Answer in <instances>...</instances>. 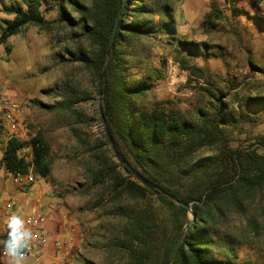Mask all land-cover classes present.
<instances>
[{
	"label": "trees",
	"instance_id": "16d2710c",
	"mask_svg": "<svg viewBox=\"0 0 264 264\" xmlns=\"http://www.w3.org/2000/svg\"><path fill=\"white\" fill-rule=\"evenodd\" d=\"M123 2L56 0V19L52 22L45 18V12L54 7L44 12L41 0H12L3 8L11 19L0 25V45L29 25L51 30V24L56 23L68 30V39L74 46L57 53L54 63L80 68L88 80L68 76L61 79L45 91L52 103L39 102L38 106L63 118L80 144V123L88 120L103 127L99 113L96 118L82 120L78 106L96 98L106 48ZM237 12L233 9V13ZM251 19L264 27L263 15L256 14ZM223 20L226 21L223 12L213 9L205 15L204 22L213 28L215 21ZM177 23L171 0H125L107 79L101 87L102 115L127 164L192 208L194 221L171 264H252L250 256L264 251V219L246 215L249 203L264 191V135L247 147H233V133L242 115L238 113L236 118L226 112V95L221 92L210 94L201 87L210 99L192 112L178 109L167 100H147L154 83L163 78L161 67L150 59V44L160 35L175 40ZM204 46L176 39L174 60L189 73L188 81L203 75L191 61L209 54ZM247 105L264 112V96L248 99ZM72 118L75 121L69 122ZM256 120L248 119L252 123ZM22 144L14 137L5 142L0 165L10 176L29 171L28 164L17 157ZM31 146L32 172L49 177L48 145L36 134ZM101 146L109 147L104 133L96 147L83 144L87 173L83 186L101 193L95 204L110 197L105 204L109 205L106 214L118 224L107 230L106 251L115 262L121 263L118 258L122 259V264H163L189 220L186 209L141 185L119 162L101 160L95 153ZM203 151L210 154H202ZM154 200L160 203L161 213L154 208ZM235 217L243 218L237 231L232 228ZM243 245L251 248L247 259L239 257ZM253 264H264V260Z\"/></svg>",
	"mask_w": 264,
	"mask_h": 264
},
{
	"label": "rangeland",
	"instance_id": "374dc122",
	"mask_svg": "<svg viewBox=\"0 0 264 264\" xmlns=\"http://www.w3.org/2000/svg\"><path fill=\"white\" fill-rule=\"evenodd\" d=\"M12 0H0V25L11 16L3 12V8ZM61 1V0H59ZM177 23L176 39L203 43L205 57H195L191 61L202 70L201 77H192L175 62V40L160 35L150 44V59L161 67L163 78L154 83L147 100H167L173 106L186 112L203 107L210 99L209 93L221 92L226 96V112L242 121L233 133V147H247L264 135V112L247 105V100L264 96V27L257 25L253 15L264 16V0H171ZM56 0H41L42 10L53 6L45 12L49 21L56 19L53 4ZM220 10L226 21H215L210 28L205 22V15L211 10ZM233 9L239 12L233 13ZM51 30H44L29 25L11 37L6 44L0 45V86L9 97L20 106V121L26 124L35 135L38 134L49 147L48 160L50 175L47 178L37 177L27 193L19 192L12 184V176L8 175L0 165V235L6 224L4 204L6 200L20 203L22 199L39 201L48 219H53L54 230L50 233V242H65L66 256L59 258L52 244L51 253L46 248L40 251L30 250L24 264H122L115 262L113 255L106 251L104 243L107 230L118 224L106 214L108 200L105 197L100 204L95 199L101 196L97 190H86V168L83 165L86 156L83 153L85 142L96 147L102 141L103 127L97 122H88L87 117L96 118L97 100H90L78 106L83 113L79 124L80 144L71 135L67 122L52 113L40 108L38 103L51 104L52 98L45 91L52 88L65 77H75L86 81L88 75L80 68L68 67L54 63L57 53L63 52L67 46H74L68 39V30L62 24H51ZM202 87V88H201ZM250 122L248 119H256ZM75 121L73 118L69 122ZM10 138L7 130L0 128V159L6 140ZM255 145V144H254ZM256 146V145H255ZM257 147V146H256ZM95 153L103 161L116 162L110 147L96 148ZM264 151V149H263ZM202 154H210L203 151ZM26 196V197H25ZM95 204V205H94ZM154 208L161 213L160 203L154 200ZM105 206V207H104ZM264 219V191L258 193L248 205L246 215ZM243 218H234L233 230L241 228ZM263 237L260 238L262 240ZM247 245L239 250L241 259L251 254ZM112 255V256H111ZM250 262L264 260V251L260 255L250 256ZM112 260V261H111ZM0 264L8 261L0 258ZM242 264V263H240Z\"/></svg>",
	"mask_w": 264,
	"mask_h": 264
},
{
	"label": "built area",
	"instance_id": "2783aa9c",
	"mask_svg": "<svg viewBox=\"0 0 264 264\" xmlns=\"http://www.w3.org/2000/svg\"><path fill=\"white\" fill-rule=\"evenodd\" d=\"M0 126L7 130L10 137L23 143L16 153L19 159L28 164L29 171L27 174L12 176V184L19 192L27 193L26 191L30 190L38 177L32 172L31 141L35 134L20 121V106L8 96L2 86H0ZM3 216L7 222L2 227L0 235V258L8 261V264H24L30 250L40 251L49 245L50 233L45 228L48 213L42 209L39 201H33L28 197L22 199L20 203L6 200ZM52 244L60 257L64 259L65 242L53 240Z\"/></svg>",
	"mask_w": 264,
	"mask_h": 264
},
{
	"label": "water",
	"instance_id": "95a60500",
	"mask_svg": "<svg viewBox=\"0 0 264 264\" xmlns=\"http://www.w3.org/2000/svg\"><path fill=\"white\" fill-rule=\"evenodd\" d=\"M125 2V0H124ZM124 2L123 5L120 9L119 14L117 15V18L114 22L113 28H112V32H111V36L106 48V60L104 62V65L102 67V72L99 78V81L101 84L98 85V89H97V95H96V100H97V109H98V113H99V117L103 126V130H104V135L107 139V142L109 144V147L111 148L116 161L119 162L121 165H123L131 174L132 176L143 186H145L147 189H149L151 192L155 193L158 196H165L168 199H170L171 201H173L174 203H176L177 205H180L181 207L185 208L189 217V220L186 222V224L184 225L182 231L180 232V234L178 235L176 242L174 244V247L171 251V254L169 255V257L164 261L163 264H171L178 252L179 249V244L180 241L182 239V237L185 235V233L187 232L189 225L194 221V215H193V211L190 205H185L182 202L174 199L172 196H170L168 193H166L164 190H162L159 186H156L152 183H150L149 181H147L144 177H142L136 170H134L130 165L127 164V162L122 158V156L120 155L119 151L116 148L115 143L112 140V137L107 129L105 120L103 118L102 115V109H101V87L102 84H105L106 79H107V74H108V70L110 67V63H111V59H112V54H113V47H114V35H115V30L118 26V23L121 19V14L124 10Z\"/></svg>",
	"mask_w": 264,
	"mask_h": 264
},
{
	"label": "crops",
	"instance_id": "0c3cea01",
	"mask_svg": "<svg viewBox=\"0 0 264 264\" xmlns=\"http://www.w3.org/2000/svg\"><path fill=\"white\" fill-rule=\"evenodd\" d=\"M54 222H53V219H48V221H47V223H46V225H45V228H46V230L48 231V233H52V232H56L55 230H54ZM48 249H47V251H48V253H51L52 252V249L53 250H55L53 247H52V244H49L48 246ZM55 252H56V250H55ZM57 254V256H59V258H61L60 257V254L59 253H56ZM6 261V260H5ZM57 262V261H56Z\"/></svg>",
	"mask_w": 264,
	"mask_h": 264
}]
</instances>
